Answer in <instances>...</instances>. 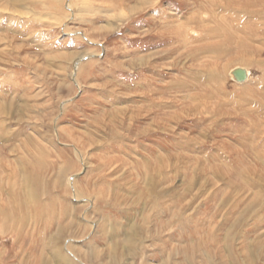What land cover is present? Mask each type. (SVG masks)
I'll return each instance as SVG.
<instances>
[{"label": "rangeland", "instance_id": "374dc122", "mask_svg": "<svg viewBox=\"0 0 264 264\" xmlns=\"http://www.w3.org/2000/svg\"><path fill=\"white\" fill-rule=\"evenodd\" d=\"M263 5L0 0V264H264Z\"/></svg>", "mask_w": 264, "mask_h": 264}, {"label": "bare ground", "instance_id": "6f19581e", "mask_svg": "<svg viewBox=\"0 0 264 264\" xmlns=\"http://www.w3.org/2000/svg\"><path fill=\"white\" fill-rule=\"evenodd\" d=\"M10 1V0H9ZM13 1V0H12ZM17 1H19V0H17ZM214 0H209V2L210 3H212ZM258 1H260V0H258ZM264 1V0H263ZM249 2V1H248ZM16 3V2H15ZM252 3V2H251ZM12 4V3H11ZM17 4V3H16ZM214 5H215V3H213ZM229 4L230 5H232V3H231V1H229ZM17 5H19V3L17 4ZM248 5V4H247ZM251 5V4H250ZM264 6V5H263ZM255 7V6H254ZM253 8V7H252ZM256 8V7H255ZM254 8V9H255ZM2 12V11H1ZM225 13V12H224ZM254 13V12H253ZM209 15V14H211L210 12L209 13H204V15ZM203 15V16H204ZM247 15V17H251L250 15H248V14H246ZM194 17H196V19H198V20H200L201 22L200 23H198V25H196L197 27H202L203 25L205 26V33H203L204 35L203 36H206L208 39H213V41L212 42H217V45H218V47L217 48H219V50H222V49H224V46H223V44L222 43H224L225 41H227V44H237L238 46H241V48L243 49V50H245L244 51V53H243V51H241L240 53L243 55H246V54H254L255 53V51L253 50L254 48H252V47H250L251 45L249 44V46L247 45V47H248V49L246 50V49H244L243 48V43H241V41H243L242 39L240 40V41H238L237 40V37H236V34H237V32H235V33H232L231 34V31H228L229 29H226V31L224 30L223 32L218 28V26L217 25H215L213 22H215L216 21V18H213V17H211V20H209V17H198L197 18V16H193V18ZM254 17V16H253ZM259 17V16H258ZM255 18V17H254ZM227 19V18H226ZM253 19V18H252ZM258 19V18H257ZM190 20H191V18H190ZM193 20V19H192ZM191 20V22H193L194 24L196 23V21L194 22V21H192ZM241 20H242V17H241ZM191 22H189L190 24H191ZM210 22V24H206V23H209ZM244 22H247V21H244ZM250 22V21H249ZM197 24V23H196ZM213 24H214V26H213ZM187 25V24H186ZM185 25V26H186ZM180 27H182V25L180 26ZM183 28V27H182ZM242 31V30H241ZM224 32H227L228 34L226 35V34H224L221 38H220V33H224ZM218 34V39L216 38V36H215V34ZM230 33V34H229ZM241 34V33H240ZM252 34V33H251ZM226 35V36H225ZM247 35V34H246ZM244 36V35H243ZM242 36V37H243ZM251 36V35H250ZM249 36V37H250ZM225 37V38H224ZM247 37V36H246ZM224 38V39H223ZM206 39V38H205ZM226 39V40H225ZM246 39V38H245ZM207 40V39H206ZM222 40V41H221ZM244 41H246V40H244ZM243 41V42H244ZM220 43V44H219ZM219 45H222L221 47L219 46ZM230 45V46H231ZM229 46V47H230ZM222 48V49H221ZM225 50V49H224ZM216 54V53H215ZM217 55V54H216ZM220 57V56H219ZM241 63H242V65H244V66H247V60L245 59V60H242L241 61ZM248 66H250V64L248 65ZM242 70H245L246 71V74H247V80H249V76L250 75H248V73H249V71L246 69V68H242ZM232 76H233V74H232ZM234 77V76H233ZM237 83H239V81L237 82ZM220 87V86H219ZM204 104V103H203ZM206 105V104H205ZM7 106V105H6ZM8 109V108H7ZM5 110V109H4ZM3 111V110H2ZM6 115V114H5ZM245 139V138H244ZM244 141V140H243ZM43 151V150H42ZM25 157V156H24ZM22 162V161H21ZM30 176V175H29ZM31 180V179H30ZM27 182V181H26ZM27 183H29V182H27ZM26 183V184H27ZM150 185V184H149ZM31 186V185H30ZM149 187H150V189H149ZM148 187V189L147 190H149V191H154V187L153 186H149ZM30 191V190H29ZM28 191V192H29ZM10 193V192H9ZM144 194V193H143ZM152 195V192H149V196H151ZM155 196L156 195H154V193H153V195L151 196V197H154L155 198ZM39 198V197H38ZM35 199V198H34ZM158 199V198H157ZM32 200V199H31ZM228 200V199H227ZM34 201V200H33ZM141 203V202H140ZM57 204V203H56ZM52 205V204H51ZM167 207V206H166ZM34 208V207H33ZM49 208H51V207H49ZM155 209V208H154ZM161 209V208H160ZM66 210V209H65ZM160 211V210H159ZM171 211V210H170ZM176 215V214H175ZM44 217V216H43ZM172 218V217H171ZM160 219V218H159ZM175 219V218H174ZM121 223V222H120ZM172 221L170 222V221H168V222H166V225H172ZM133 225V227L131 228V230H130V232H128V233H126L125 235H123V233H122V229H120V234H122V236H125V238L122 240V241H117L116 243L117 244H114L113 246H112V251L114 252V253H118L117 251L118 250H124L125 248L127 249V248H130L131 247V245H135V247H139V245H140V243H141V241H142V239H143V236H144V230L141 228V229H139L138 228V226L139 225H136V224H132ZM165 225V224H164ZM164 225H162L161 227H160V229L159 230H161V231H163L164 229ZM165 225V226H166ZM18 226V225H17ZM165 228H168V230L169 231H171V229H170V227H165ZM10 229V228H9ZM11 230V229H10ZM16 230V229H15ZM113 231V233H112V235L113 236H115L116 235V232L117 231H119V227H115V229H113L112 230ZM143 231V232H142ZM109 235H110V233H109ZM243 235V234H242ZM113 236H111L110 237V239L113 241V239H115V238H118V237H113ZM121 236V237H122ZM207 237L209 238V236L207 235ZM215 237V236H214ZM229 236H227V238H228ZM53 239V238H52ZM196 239V238H195ZM195 239H194V237H193V240L192 241H195ZM263 239V238H262ZM206 241H208V240H206V239H204L203 241H201V242H199L198 244H197V248L199 249H201V248H203L205 245H207V243L208 242H206ZM216 241V240H215ZM214 241V242H215ZM58 243V242H57ZM59 244V243H58ZM57 244V245H58ZM66 244V243H65ZM61 246V245H60ZM124 247V248H123ZM259 247V246H258ZM60 248V247H59ZM143 250V249H142ZM239 250V249H238ZM139 251H141V248L139 249ZM145 251V250H144ZM62 252V251H61ZM61 252H59V253H61ZM70 252V251H69ZM252 252V251H251ZM54 253H56V252H54ZM63 253V252H62ZM78 253V252H77ZM139 253V252H138ZM142 253V252H141ZM182 254V253H181ZM56 255V254H55ZM58 255V254H57ZM69 255V254H68ZM94 255V254H93ZM184 255H187V254H184ZM141 256V255H140ZM61 258H62V256H60ZM76 257V256H75ZM72 261V260H71ZM186 261V264H189L190 262H191V259H186L185 260ZM167 262L169 263V264H171L170 263V260H167ZM178 264V263H177ZM247 264V263H246Z\"/></svg>", "mask_w": 264, "mask_h": 264}, {"label": "water", "instance_id": "95a60500", "mask_svg": "<svg viewBox=\"0 0 264 264\" xmlns=\"http://www.w3.org/2000/svg\"><path fill=\"white\" fill-rule=\"evenodd\" d=\"M233 78L236 82H245L247 80V74L245 70L242 69H236L233 73Z\"/></svg>", "mask_w": 264, "mask_h": 264}]
</instances>
